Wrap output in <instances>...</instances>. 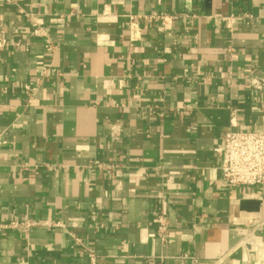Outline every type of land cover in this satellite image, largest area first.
Returning <instances> with one entry per match:
<instances>
[{
  "label": "crops",
  "instance_id": "0c3cea01",
  "mask_svg": "<svg viewBox=\"0 0 264 264\" xmlns=\"http://www.w3.org/2000/svg\"><path fill=\"white\" fill-rule=\"evenodd\" d=\"M2 40L0 264H264L215 151L264 130V0H0Z\"/></svg>",
  "mask_w": 264,
  "mask_h": 264
},
{
  "label": "built area",
  "instance_id": "2783aa9c",
  "mask_svg": "<svg viewBox=\"0 0 264 264\" xmlns=\"http://www.w3.org/2000/svg\"><path fill=\"white\" fill-rule=\"evenodd\" d=\"M14 2L15 0H7ZM233 16V15H232ZM227 16L226 23L228 27L229 19L240 18L239 16ZM145 19L159 18L163 22L173 19L175 16H166L159 13H152L144 16ZM138 21H133L130 25L129 36L132 40L137 39L139 34ZM37 31L35 30V33ZM2 40L0 46L5 44ZM52 46L47 44V50H51ZM231 50V48H229ZM47 68H43L40 77L46 76ZM257 87L261 85L255 83ZM28 88V86H27ZM264 113V105L256 106ZM222 145L215 148L216 153L222 160L221 178L231 186H254L264 183V130H238L229 128L222 135ZM160 229H164L165 223L162 217L158 218ZM260 257L264 259V247L260 248ZM91 264H95L93 254H90Z\"/></svg>",
  "mask_w": 264,
  "mask_h": 264
}]
</instances>
